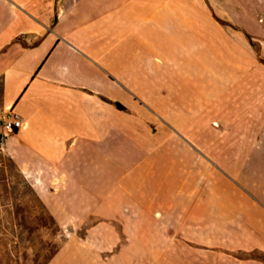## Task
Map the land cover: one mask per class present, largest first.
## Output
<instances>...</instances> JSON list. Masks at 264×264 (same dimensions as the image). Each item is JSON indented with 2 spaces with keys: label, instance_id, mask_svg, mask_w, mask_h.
<instances>
[{
  "label": "crops",
  "instance_id": "crops-1",
  "mask_svg": "<svg viewBox=\"0 0 264 264\" xmlns=\"http://www.w3.org/2000/svg\"><path fill=\"white\" fill-rule=\"evenodd\" d=\"M261 58L264 0H0V166L89 225L47 264H262L203 236L198 172L261 135Z\"/></svg>",
  "mask_w": 264,
  "mask_h": 264
},
{
  "label": "rangeland",
  "instance_id": "rangeland-1",
  "mask_svg": "<svg viewBox=\"0 0 264 264\" xmlns=\"http://www.w3.org/2000/svg\"><path fill=\"white\" fill-rule=\"evenodd\" d=\"M254 47L258 51V41ZM3 115L0 111V125ZM257 137L251 145H220L218 160L203 161L198 170L203 172L205 202L201 231L215 239L223 259L231 255L264 264V128ZM224 172H234L230 177L237 183L247 179L256 191L250 194ZM88 227L55 225L9 162L0 166V264H47L67 239L83 237ZM240 239L249 241V248L229 252L228 245Z\"/></svg>",
  "mask_w": 264,
  "mask_h": 264
},
{
  "label": "built area",
  "instance_id": "built-area-1",
  "mask_svg": "<svg viewBox=\"0 0 264 264\" xmlns=\"http://www.w3.org/2000/svg\"><path fill=\"white\" fill-rule=\"evenodd\" d=\"M1 120L3 127L10 132L19 129L22 125V118L13 112L5 113Z\"/></svg>",
  "mask_w": 264,
  "mask_h": 264
},
{
  "label": "trees",
  "instance_id": "trees-1",
  "mask_svg": "<svg viewBox=\"0 0 264 264\" xmlns=\"http://www.w3.org/2000/svg\"><path fill=\"white\" fill-rule=\"evenodd\" d=\"M260 60H261V62L264 64V58H261ZM117 107H118V108H121V106H120L119 104H117ZM14 131H15V130H14Z\"/></svg>",
  "mask_w": 264,
  "mask_h": 264
}]
</instances>
